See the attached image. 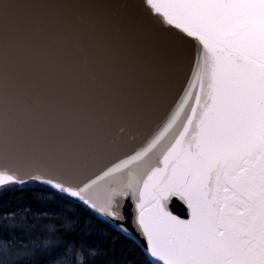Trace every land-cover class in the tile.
Returning <instances> with one entry per match:
<instances>
[{"label":"snow or ice","instance_id":"obj_1","mask_svg":"<svg viewBox=\"0 0 264 264\" xmlns=\"http://www.w3.org/2000/svg\"><path fill=\"white\" fill-rule=\"evenodd\" d=\"M29 181L130 214L141 264H264V0H0V188ZM75 224L0 264H108Z\"/></svg>","mask_w":264,"mask_h":264},{"label":"trees","instance_id":"obj_2","mask_svg":"<svg viewBox=\"0 0 264 264\" xmlns=\"http://www.w3.org/2000/svg\"><path fill=\"white\" fill-rule=\"evenodd\" d=\"M11 212H15L18 217H24L22 214L24 212L25 217L33 214L39 222L44 221L43 218L46 213V223L55 228H59L66 217L74 218L76 230L73 233L79 235L75 239L77 243L83 239L88 244H95L104 249L107 253L108 264H141L143 248L136 240L129 236L125 237L110 222L96 216L79 202L57 193L45 184L30 181L25 187L6 186L0 188V214ZM19 226L32 225L25 218ZM14 231H8L7 235L11 234L13 238ZM0 235V237L4 236L1 232ZM25 235L20 233L19 239H14L18 241L21 248H24V245L31 248L33 241H36L40 247L45 245L44 239L39 235L32 234L33 240H28ZM23 241L22 245L21 242Z\"/></svg>","mask_w":264,"mask_h":264},{"label":"bare ground","instance_id":"obj_3","mask_svg":"<svg viewBox=\"0 0 264 264\" xmlns=\"http://www.w3.org/2000/svg\"><path fill=\"white\" fill-rule=\"evenodd\" d=\"M27 210H30L29 208H27ZM26 210V211H27ZM25 213V212H24ZM23 214V216L25 217V214ZM24 217H18L17 215H15L14 218H10L9 220H0V225H3V224H7L8 225V228L7 229H4L2 227H0V232L4 234L3 237H0V257H2L3 255V252H4V243H3V240L5 239H8V240H14V239H19V235L20 233H24L26 234L25 236L28 238V240H33L34 237L32 236V234H37L39 235V237L43 238L44 240L46 238H48L51 233H49L47 230H46V226L48 225L46 223V219L47 217H44L43 218V222H39L38 221V218L36 216H34L33 214L31 215H27L26 220L29 222L30 225L32 226H24V227H20L19 224L25 220ZM36 226V227H33V226ZM19 229H21L20 231H18ZM14 231V235H13V238H12V235H7L8 231ZM19 233H17V232ZM1 236V235H0ZM77 237H79V235L77 233H73V232H70L69 235L67 236V239L69 240H75L77 239ZM23 240V239H22ZM85 243H87V241H84ZM24 241L21 242V244L23 245ZM14 244H15V248L17 250H21V251H24V248L20 246V244L18 243L17 240H14ZM42 248L43 247H51V245H43L41 246ZM64 260V264H71V261L73 259V253L72 252H69L67 254V257L66 258H62Z\"/></svg>","mask_w":264,"mask_h":264},{"label":"water","instance_id":"obj_4","mask_svg":"<svg viewBox=\"0 0 264 264\" xmlns=\"http://www.w3.org/2000/svg\"><path fill=\"white\" fill-rule=\"evenodd\" d=\"M180 92L179 86L177 87V93ZM178 95L174 94L173 97H171L169 99V107H174L175 106V101L178 100ZM169 210L172 211V213L174 215H178L181 216L182 218H186V214H187V208L186 205L183 203V201L179 200V198H173L170 202H169ZM126 224L129 227L130 230H132V235L130 237H132L133 239H135L143 248V239L142 237L139 235V233L135 232L134 230V226L132 225L131 222V215L129 214L128 219L126 220Z\"/></svg>","mask_w":264,"mask_h":264}]
</instances>
